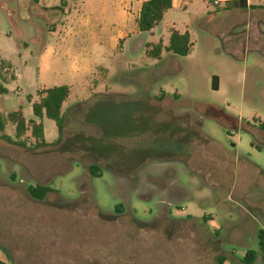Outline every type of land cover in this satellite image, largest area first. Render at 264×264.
Returning <instances> with one entry per match:
<instances>
[{
	"label": "rangeland",
	"instance_id": "rangeland-1",
	"mask_svg": "<svg viewBox=\"0 0 264 264\" xmlns=\"http://www.w3.org/2000/svg\"><path fill=\"white\" fill-rule=\"evenodd\" d=\"M110 4L0 0V62L9 66L1 114L21 109L28 122L37 91L70 87L62 130L41 120L48 146L0 138V262L243 264L254 250L252 264H264L262 0L244 9L180 0L148 33L122 1L128 29L116 49L107 38L120 17ZM63 26L74 34L59 43L52 31ZM173 29L189 33V54L148 58ZM3 134L14 140L13 125ZM35 186L50 192L34 199Z\"/></svg>",
	"mask_w": 264,
	"mask_h": 264
},
{
	"label": "trees",
	"instance_id": "trees-1",
	"mask_svg": "<svg viewBox=\"0 0 264 264\" xmlns=\"http://www.w3.org/2000/svg\"><path fill=\"white\" fill-rule=\"evenodd\" d=\"M209 3L218 4L220 2L229 3L233 7L244 9L246 8L245 0H208ZM264 6V0H262ZM172 0H145L139 10L138 18L136 20V28L140 33L151 32L156 26L160 24L164 14L171 8ZM191 47L190 35L188 32L180 33L177 30H170L167 45H163L161 41L156 44H152L146 50L145 54L151 59H160L161 53H169L179 57H185L189 54ZM9 68L4 62H0V76L4 70V66ZM212 88L217 90V78H212ZM6 89L0 83V95L4 94ZM69 96V88L65 85L53 86L44 88L37 91V100L31 103V112L33 119L28 122L25 121L22 110L17 109L15 111L7 113L5 116L0 112V138L6 140L17 147L28 148L32 146L34 148L46 147L48 144L44 139V128L41 120L46 118L54 122L58 132L62 130V105ZM27 101L31 102V96H27ZM7 123H10L14 127V140L6 137L3 133ZM259 130L264 132V122L259 124ZM29 132L32 143H28L26 140V134ZM90 174L98 178L100 177V170L96 166L89 167ZM28 192L31 197L37 200H41L44 196L50 192L49 187L35 186L30 187ZM119 207H116L117 210ZM258 251L264 255V230L259 229L256 234ZM257 256V251L246 250L242 258L243 264H252ZM224 259L219 260V264H222ZM0 264H4L0 262Z\"/></svg>",
	"mask_w": 264,
	"mask_h": 264
},
{
	"label": "crops",
	"instance_id": "crops-1",
	"mask_svg": "<svg viewBox=\"0 0 264 264\" xmlns=\"http://www.w3.org/2000/svg\"><path fill=\"white\" fill-rule=\"evenodd\" d=\"M122 1H124L125 2V4H121V2ZM145 0H110V2L112 3V4H110V9H112V11L113 12H117V13H119V21L115 24V25H113V27L112 28H110V31H109V33H110V35L108 36V38H107V42H108V44L109 45H111L113 48H117L118 46H119V44H120V42L123 40V35H124V33H126L127 32V30L126 29H128V23H127V21H128V16H129V13L128 12H126V11H124L123 10V8H121V9H119V5L121 4L123 7H125L126 5H127V2L128 3H130V11L132 10V8L135 6L136 7V9H137V11H136V19H135V22H136V20H137V18H138V14H139V10H140V7H141V5H142V3L144 2ZM179 2H180V0H172V5H171V7L173 6V4L175 3L176 5H179ZM137 3L139 4V8H137ZM248 6H249V4H247ZM130 15H131V12H130ZM66 16H68V13H66ZM67 20V19H66ZM67 24V23H66ZM66 24H64V26L66 25ZM63 26V27H64ZM84 30L86 29L87 30V26H83L82 27ZM71 28L69 27L68 29L66 28V27H64L63 29H61V30H57L55 27H54V31H52V34H53V36L55 37V39L57 40V42H61V40H59V38H58V36H60L61 34H62V38H66L65 36H67L69 39H71V37L73 36V31H71L70 30ZM174 30V29H173ZM178 31V30H177ZM87 33V36H86V38H87V42H90V33L89 32H86ZM75 37V36H74ZM86 42H84L83 44H85ZM90 43H92V44H94V45H97V42H96V39L95 40H92ZM99 43V45H100V42H98ZM167 45V44H166ZM165 46V45H164ZM50 53H51V49H49V48H47L44 52H43V54L41 55V58H42V64H43V60L47 57V56H50ZM55 53L53 54V56H52V58H54L55 57ZM57 57V56H56ZM55 57V58H56ZM57 59V58H56ZM58 60V59H57ZM93 67H95V66H93ZM91 68H92V66L91 65H89L88 64V68L87 69H85V71L83 70V71H81L83 74H81V75H85L86 76V74H87V72H89L90 70H91ZM78 73H80L78 70L76 71V74H78ZM84 76V77H85ZM75 81V80H74ZM82 81H84V80H82ZM62 86V85H61ZM66 86V85H65ZM68 87V86H67ZM5 88V87H4ZM49 88V87H48ZM69 88V95H70V87H68ZM44 89V88H43ZM2 95V94H1ZM68 98H69V96H68ZM67 98V99H68ZM32 99V98H31ZM66 99V100H67ZM34 101H36V100H34ZM65 103V102H64ZM64 103H63V105H64ZM63 105H62V107H63ZM61 112H62V110H61ZM9 113V112H8ZM7 114V113H6Z\"/></svg>",
	"mask_w": 264,
	"mask_h": 264
},
{
	"label": "flooded vegetation",
	"instance_id": "flooded-vegetation-1",
	"mask_svg": "<svg viewBox=\"0 0 264 264\" xmlns=\"http://www.w3.org/2000/svg\"><path fill=\"white\" fill-rule=\"evenodd\" d=\"M147 187H152V188L156 189V186H154V184H152V183H151V184H147ZM159 188H160V187L157 188V192H160V193H161V192H162V191H161V188H160V189H159ZM164 188L167 189L168 187H164ZM165 189H164V190H165Z\"/></svg>",
	"mask_w": 264,
	"mask_h": 264
},
{
	"label": "built area",
	"instance_id": "built-area-1",
	"mask_svg": "<svg viewBox=\"0 0 264 264\" xmlns=\"http://www.w3.org/2000/svg\"><path fill=\"white\" fill-rule=\"evenodd\" d=\"M246 1V5L249 4V0H245Z\"/></svg>",
	"mask_w": 264,
	"mask_h": 264
}]
</instances>
